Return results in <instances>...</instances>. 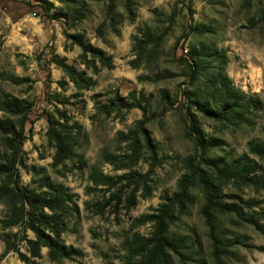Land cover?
<instances>
[{
	"label": "rangeland",
	"instance_id": "rangeland-1",
	"mask_svg": "<svg viewBox=\"0 0 264 264\" xmlns=\"http://www.w3.org/2000/svg\"><path fill=\"white\" fill-rule=\"evenodd\" d=\"M47 1L49 5L44 0H0V86L33 103L19 183L40 190L57 183L73 194L62 240L77 253L51 260L43 246L39 257L26 263L19 255H30L25 241L19 251L4 252L0 237V264H128L124 240L152 230L150 223L136 218L153 212L166 193L171 196L190 162L201 160L192 124L207 140H222L206 157L230 161L249 153L251 143L264 145V0H132L130 9L118 0L111 13L102 1L89 0L84 7ZM73 34L83 35L84 43L102 54H83L69 37ZM135 36L143 40L139 49ZM196 49L205 53L199 57L195 80L190 54ZM215 50L226 53L225 71L235 86L263 102L239 126L214 120L199 109L202 102L216 107L207 83L219 62L210 55ZM54 58L74 65L93 84L76 85ZM11 74L32 82L14 84ZM49 115L78 137L75 149L83 156L82 166L74 160L54 162L55 148L47 136ZM140 119L157 148L153 161L143 147L132 144ZM249 155L264 178V158ZM94 172L113 180L95 183ZM231 182L220 180L222 199L241 205L243 213L218 214L216 230L228 251L213 255L210 230L201 214L203 194L193 188V203L171 227V232L187 237L181 250L185 263L173 255V264H264V187ZM241 199L252 200L251 206H243ZM6 212L0 201V218ZM7 231L22 232L18 227ZM25 232L34 238L33 231Z\"/></svg>",
	"mask_w": 264,
	"mask_h": 264
},
{
	"label": "trees",
	"instance_id": "trees-1",
	"mask_svg": "<svg viewBox=\"0 0 264 264\" xmlns=\"http://www.w3.org/2000/svg\"><path fill=\"white\" fill-rule=\"evenodd\" d=\"M49 5L47 0H44ZM60 2L79 4L84 7L89 0H58ZM107 2L109 13L113 11L118 0H90ZM125 6L130 9L132 0H123ZM49 6H47L48 9ZM56 16H60L57 14ZM74 43H77L83 50V54L94 52L102 54L98 49L92 48L83 41V35L73 34L69 36ZM136 37L138 49L143 45V40ZM211 52V56L217 57L216 70L212 73L207 83L208 94L216 102V107L207 108L202 102L200 110L212 117L214 120L222 121L228 125L239 126L249 121V115L262 108L263 102L257 95L246 94L236 87L225 71L228 58L224 51ZM205 53L196 49L190 54L193 65H190L193 79H198L199 57ZM217 53V54H216ZM54 62L60 66L70 81L80 87H88L93 84L83 72H80L72 64L64 59L54 58ZM134 65V61L131 62ZM137 67V65H134ZM196 67V68H195ZM10 80L14 84L27 83L32 80L28 77H21L11 74ZM117 99H123L117 96ZM207 102V101H206ZM33 103L27 98L19 97L0 86V201L5 204L7 212L0 218L1 240L4 243V252L10 250L19 251L22 241H25L30 255L20 252V258L26 263H31L40 255L43 246L48 247V255L51 260H60L72 257L77 250L73 247H66L62 240L63 231L66 229L67 217L70 214L71 203L74 202L73 194L61 184H47L46 188L40 190L29 184L22 185L18 180V168L25 166V152L23 144L27 139L26 122ZM129 106L131 104H125ZM140 107V103L137 104ZM105 106L100 105V109ZM99 109V107H98ZM142 113L146 116V107L142 106ZM49 126L47 136L49 144L55 148L54 162L60 163L65 160L78 161L83 165V156L80 155L75 146L79 143L78 137L70 132L69 125L55 122L49 115ZM55 123L64 127L59 130ZM139 133H135L132 144H137L139 150L143 147L155 160L157 148L146 133L144 120L137 122ZM195 142L201 148L200 161L190 162L188 170L177 181V189L171 195L162 196L163 201L151 213H146L136 218L141 224L150 223L152 230L149 235L139 232L124 240L123 249L128 264H173V255H177L180 261L185 263V253L181 250L184 247L186 236L171 232V227L177 223L181 215H185L189 205L194 201L193 188H198L203 194L204 204L201 207V214L209 227V235L213 245V255L218 257L220 253L228 251L227 244L220 232H217L218 214L232 212L238 217L243 213V207L236 202H227L222 199L224 193L220 180L226 183L241 184L242 186L261 185L264 187V178L256 173L258 164L249 153L257 154L264 158V145L251 143L248 147L249 153H243L240 157L226 161L222 158L206 157L213 147L219 146L222 140L219 138L206 139L196 125H193ZM123 134V133H121ZM143 140V145L140 141ZM32 170L39 172L36 165L30 166ZM91 174L95 183L107 184L113 177L94 172ZM144 177V176H143ZM243 206L250 207L252 200L244 201ZM248 221L256 227L261 224L252 218ZM18 227L22 232H8L7 229ZM27 229L33 231L34 238H29L25 232ZM21 235V236H19ZM226 249V250H225Z\"/></svg>",
	"mask_w": 264,
	"mask_h": 264
}]
</instances>
